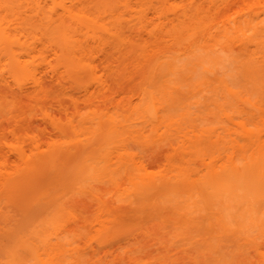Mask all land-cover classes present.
<instances>
[{
  "label": "rangeland",
  "instance_id": "obj_1",
  "mask_svg": "<svg viewBox=\"0 0 264 264\" xmlns=\"http://www.w3.org/2000/svg\"><path fill=\"white\" fill-rule=\"evenodd\" d=\"M222 1L224 0H98L102 7L100 9L102 14L103 10L111 14L103 16L107 27L112 31H117V29L122 31L123 41L117 38L118 40L114 39L115 42L112 41L113 44L121 43V48L124 46H122L123 43L128 44L130 46L127 48L124 46V49L133 47L138 52L136 57L125 56L124 59L119 54L120 60L118 55V61H111L114 62L110 64L111 68L107 63L111 72L106 71L107 68L104 69L103 64L99 63L103 68L100 72V69L98 70L100 73L98 76H103L102 79L106 78L105 83L107 88L109 87V89L105 88L107 93H103L104 96L107 95L105 98L104 96L95 98L91 106L82 100L76 102L74 100L75 105L70 102L74 106L65 97L61 96V100L66 99L64 102L68 106L64 107L68 111L72 112L73 108H76L74 110L78 112H73L78 114L75 116L81 114L85 118V115L90 114L89 112L93 109L98 114L97 116L108 114L116 118L120 121L122 128L113 132L108 130V126L97 127L96 132L94 131L95 133L88 137L91 138L89 142L86 139L85 142L81 140L82 143L84 142L83 145L75 142V145L81 147L80 150L73 145L77 148L70 147L72 150L68 148L66 151L68 144H63L64 149H59L66 151V154L60 150L62 158L56 157V162H51L52 164L42 169L44 173H37L30 179L31 184L25 185L16 194L15 200L1 206V210L11 215L9 220L0 222L1 259L4 258L5 249L9 247L13 237L25 230L27 219L31 216L37 219L41 208L48 203L49 197L54 195V190L61 189V195L66 201L70 193L77 194L78 191L81 193L85 187L87 189L89 183H94L95 179H102L103 181L98 180L94 183L96 185L99 182L97 184L99 188L94 186V191L97 193L87 189L80 194L82 197L79 196V199L81 198L80 200L86 203L91 202L92 205L99 201L98 196L104 197L100 199H110L109 197L112 196L115 199L118 197V200L121 197L126 198L124 196L130 192V186L124 182V173H120L121 178L115 176L120 180H117L118 185L117 183L114 185L116 188L112 187L111 182L112 185H109L108 180H104L105 177L100 178L104 176L100 167L103 165L100 162L101 157L105 153L108 154L111 146V151H113L118 145V148H115L116 151H113L115 157L112 155V161L117 164L121 161V157L118 158V156L125 150L129 156L133 155L134 166H137L130 167L131 173L126 174L127 176L132 175L133 179L139 174L146 173L152 176L168 169L165 173L167 174L170 170L166 166L168 160L172 162L171 157L174 155L175 158V152L183 146L180 151L186 149L189 155L188 153L183 155L177 151V155L179 153L181 155L177 156L176 160L173 159L176 161L174 163H179V158L192 159L195 157L192 162L191 159L189 161L192 166L187 165V167L196 168L195 173L199 171L202 178H206L208 175L202 163H209L208 161L214 160V157L217 164L224 163L227 155L233 152L229 149V143L232 145L234 141L241 147L248 145L245 138L240 135V124L253 131L258 129L259 137L264 140V124H262L264 121V0H236L233 6L229 4L230 7L227 4L229 0H225L227 8H222L225 5L224 3L223 6L221 5ZM206 31L213 36L210 34L211 38H208V35L204 37ZM193 32H197L195 44L187 54L182 55V48L195 37L191 35ZM222 48L227 50H222ZM126 57L130 59L127 60ZM98 62L96 63L97 68L100 66ZM210 67L212 71L203 72L204 68L209 70ZM219 79L223 82L221 83ZM92 85L89 86L92 87ZM224 86H228L235 95L228 94ZM92 88L90 90H93ZM75 93L71 94L75 96ZM76 94L81 95L78 92ZM26 100L22 99L23 102L12 98L4 100L12 108L11 110L3 109L5 111L0 112V172L21 168L22 161L21 157L17 156V151L29 156L31 148L27 144L30 140L40 143L45 149L49 142L62 138L57 131L43 123L39 110L44 104ZM72 115L76 121L77 117L73 113ZM25 117H28V121H33V125L28 123L27 118L24 121ZM261 119H263L262 122ZM71 135L73 134H67L73 139ZM190 138V141L195 139L194 146L198 151L194 149L193 144V147L189 146L190 150L185 147L188 144L186 139ZM210 139H217L220 143L215 144L216 142L213 141L210 143ZM121 145H125L124 151ZM191 149H194L196 154L190 153ZM241 152L243 150H235L233 153L234 160L240 166L243 164ZM249 154H253V151L249 150L246 156ZM254 156L258 157L256 154ZM185 161L188 163V160ZM257 163L254 167L252 165L243 171L244 166H239L242 168L239 175L233 174L235 172L229 175L230 172L222 171V174L217 175L216 178L213 177L214 179L212 177L203 179L199 181L201 185L197 183L200 188L195 186L192 187L193 189L185 190L184 187L177 185L176 190L170 194L164 192L162 195L160 192L161 195L157 196L158 193L154 191L155 193L151 195L153 200L147 197L150 193L152 194V191L147 195L137 193L128 196L127 202L133 210L129 211L125 222L118 229L113 230L114 232L112 231L114 237L113 241H110L111 244L107 245L108 247L99 244L95 238H91L95 235L94 231L97 228L96 223H92V215L89 213L88 216V213H83L85 211L82 209H79V214H75L74 210L77 212L78 210L75 209L77 207L71 208L70 210L74 213L73 222L70 221L71 225L74 224L72 225L76 226L74 230H80L81 232L78 231V233L84 236V240H81L83 236L80 234L81 239L79 238L78 243L77 241L75 243L78 244L77 247L82 255L75 264H108L106 262L110 260L109 264H241V250L244 251L243 254L246 253L245 257L249 264H251L250 259L254 261H252L254 264H261V257H257L258 255L251 248L256 246V250L259 248L264 253V234H261L259 230H248V228L239 230L237 225L239 217L234 218L239 216L236 214L237 209L231 206L228 210L232 212L227 214H233L234 210V217L228 216V218L225 217L226 213H221L222 210L219 207L221 202L227 203L231 199L232 203L243 196L244 198L241 197L243 201L251 203L255 200L256 204L254 201L252 202L254 205L250 204V207H253L252 209H255L254 206L258 207L259 211L264 213V161ZM91 166H95L97 172ZM97 168L100 169L97 170ZM126 181H128L127 178ZM122 182L129 187L124 183L122 185ZM122 189H128L125 191L127 194ZM61 190H58V193ZM196 190L202 197H206L208 202H203L204 199L200 198L202 202L200 201L196 206L197 210L194 209V213L189 215L190 221L182 216L177 217L176 213L173 214L172 210L177 205L176 203L187 201L190 203L191 199L197 198L196 195V198L193 197ZM192 192L193 196L190 199L188 197ZM201 192L204 193L201 194ZM92 193L96 195L95 199L98 201L94 200ZM212 198L213 200L215 198L216 202H221L211 204ZM196 201L199 200L196 199ZM243 201L236 202L241 207ZM230 202H228L229 205ZM159 207H163V210H156ZM164 209L171 210V214L166 210L165 214ZM83 214L86 218L88 216V219L82 217L85 218L82 220L80 216ZM260 216L264 217V214ZM77 219L82 221H80L82 225L76 221ZM252 236L255 237L254 239L257 238V242L253 241L257 244L251 243L253 247L250 244L244 245L247 238L253 239ZM244 238L246 239L243 242ZM23 239L26 237L23 236ZM32 243L34 245V242ZM35 244L41 247V252H43V246L38 242ZM27 248H32L29 242ZM22 250L23 248H19L17 252L24 253Z\"/></svg>",
  "mask_w": 264,
  "mask_h": 264
},
{
  "label": "bare ground",
  "instance_id": "obj_2",
  "mask_svg": "<svg viewBox=\"0 0 264 264\" xmlns=\"http://www.w3.org/2000/svg\"><path fill=\"white\" fill-rule=\"evenodd\" d=\"M235 1L236 0H229L227 4L228 5L232 4L233 6L235 4ZM223 3L224 4L226 3L225 0L222 1L221 3L222 6ZM222 8H227V5L225 4ZM100 9H102V7L100 6L98 0H0V99H2L0 101V110H1L0 112L5 111L3 109L7 110L12 108L11 106H8V103L4 102V100L6 101L7 99H11V98L14 100L17 99V101L19 100V102H21L22 99L23 101L24 99L25 100L27 99L28 101H32V102L35 101L36 103L44 104V106L45 105L46 106L44 107L42 105L41 106L42 108L39 110L41 114V118L44 121L43 123L49 125L52 130L57 131V133L62 136L61 138L62 140L59 138L60 140L58 141L49 142L45 149L42 148L40 143L30 140L27 144L31 148L29 156L25 155L21 151H17L18 152L17 156L19 155L22 161L21 168H17L16 170L13 171L6 170L4 172L2 171L0 172V173H4V174H0V222H5L11 218V215L8 212L1 210V206L6 202L15 200L17 198L16 194L19 193V191H21L25 185L31 184L30 179L37 173L38 174L44 173L42 169L48 167L53 162H56V157L60 156L59 158H62L61 152L59 151L61 149H64L66 144H68L65 148L66 151L70 147L79 148L78 145L80 144L83 145V143L86 140L88 142L91 140V138L88 137H90V135L92 136L93 133L96 132L95 129L97 127L99 128V126L100 127L108 126V130L113 132L114 131L117 132L119 128H122L120 121L112 117L111 115L107 114L108 115L107 116L106 114H103L101 116H97L98 114H96L95 111L92 109L93 111L91 110L89 112L91 115L90 114H88L89 116L85 115L84 118V116L81 114L80 116L79 115L75 116L78 113H74L76 111L74 109L76 108L72 107L76 104L75 102L77 100L85 101L84 103L87 104L89 103L91 106V104L95 102L94 100L98 98H102L104 96L103 94L104 92L107 93L106 90L109 89V87L107 88V85L105 83L106 78L102 79L103 76H98L100 74L98 73V70L100 69L99 70L100 72L101 69L103 68L101 67L102 64H103L102 66H104V69L107 68L106 71L108 70L110 71L111 70L110 64L114 63L111 61L114 60L115 62L118 61L117 60L118 57L120 60V55L122 56L123 59L125 56L136 57V54L138 52L133 47L132 48L130 47L127 50L124 49L125 47L127 48L130 46L128 44L125 45L123 43L122 46L123 45L125 46V47L123 46V48L120 47L121 43L118 45L113 44L112 41L117 38L119 39V41L120 40L121 42L123 41L121 36L122 31L120 29H117V31L116 30L112 31V29L108 28L104 22V20L106 21V19H104L103 16L110 13H105V10H103V14H104L103 15ZM218 9L220 10V6ZM196 34L197 32L191 33V35H195V37L192 38V40L188 42L185 45V47L182 48L181 50L183 51L182 55L187 54V52L192 49V47L194 46L193 44H195L197 38ZM210 34L211 33L209 31H206L204 33V37L208 35L207 37L211 38V36L213 35L211 34L210 36ZM115 41L116 40H114V42ZM122 49H124L123 52H121ZM222 50L226 51L227 49L222 48ZM126 51L128 52L125 53ZM126 59L129 60L130 57L129 58L126 57ZM97 62H98V66L101 64L99 68H97V64H96ZM107 63L110 68H108ZM212 67L208 68L209 70L204 68L203 72L204 71L209 72L210 70L212 71L211 69ZM104 72L105 71H103V73ZM215 75H217V73ZM141 78L143 79V77ZM219 80L221 81V83L223 82V80L221 79ZM91 84H93L92 85L93 88L89 86ZM91 88L93 90H90ZM66 89H69L70 91L69 90L68 91L71 92L72 94L78 92L79 94L81 93V95H77L75 93L74 96L68 91H66ZM224 89L228 94L233 96L235 95L233 91L228 88V86H224ZM61 96L67 98L69 100V103L71 102L74 104L72 105L70 103L72 105L70 106L73 108L74 112L73 111L70 112L68 111V109L64 107L68 105L67 104L65 105L66 99L63 101L61 100L62 98ZM74 100L75 102H73ZM72 113L74 114L75 117H77L76 121L74 120L75 118H73V115L71 116ZM25 119L28 121V117H25L24 121H26ZM262 120L263 119H261V122ZM28 123L32 124L33 121L31 122L29 120ZM262 124H264V121ZM240 125H241L240 135L242 138H245V141L248 145L245 144L242 145L241 147V145L238 144L236 141H234L232 145L231 143H229L230 145L229 149H231L233 152L227 155L226 161L224 163L217 164L216 163L217 160L215 159V157L214 160L210 159L212 161H208L209 163L203 161L204 162L202 163L203 169H205L206 171L205 173L208 175V176L206 174L204 175L205 177L207 176L206 178L212 177V179H214L219 175H221L222 171L223 172L226 171V173L230 172L229 175L232 174L233 172H235L233 174L239 175V173L242 172L244 169L250 168L252 167V165L254 167L256 164H258L257 162L261 160L264 161V140H262L261 137H259L260 131L257 129L258 131L255 130L256 131L255 132L251 129H248L249 127L245 125L244 126L242 124ZM67 134L69 135L73 134L71 135L73 136V139L70 136H67ZM81 140L84 142L82 143ZM190 140L191 138L188 140L186 139L188 144L185 147H188V149L192 146V144L194 146V144L196 143L195 139L194 141L193 140L190 141ZM212 141L214 143L216 142L215 144L220 143V141L217 139L215 140L210 139V143H213ZM75 142L78 145H75ZM63 144H65L64 147ZM73 145L77 147H74ZM234 145L236 147L235 150H240V151L243 150V152H241L243 159L242 166H244L243 169L240 168L242 166L238 165L237 162L234 160L235 159V156L233 154L235 151ZM122 147H124L123 148L124 151L125 145H121V148ZM183 147L177 151L183 155H186L187 153H188L187 155H189V152H187L186 149L182 151L185 154L180 151L183 149ZM111 148L109 147L110 150H108L109 151L107 152L108 154L105 153V155L101 157L102 160L100 159L101 160L100 162H102L103 164L102 166L100 165V167L102 168L101 169L102 174L104 175L100 178L104 179L105 177L104 180L107 179L108 181L107 180L106 181L108 183L111 182L113 184L112 187H114V185L116 183H117L116 185H118V181H120L116 179L115 176H117V178L118 176L119 178H121V174L124 173L123 174L125 176L124 182H127L128 185L130 186L129 187L124 182H122V185L124 183L126 186L129 187L130 190V192L127 194L125 191H128V189L127 190L122 189V191H124V193L127 194L124 196L126 198L128 196L130 197L137 193L140 195L141 194L147 195L150 193V191H152V194L150 193L147 197H151V195H153V193L155 192L156 194L158 193L157 196H160L161 193L163 195L164 192L170 194L172 191L176 190L177 185L184 187L185 190L187 188L189 189H191L192 187L194 188L195 186L196 187L198 186V188H200L199 185H197V183L201 185L199 181H203V179L206 180V178L204 177L202 178L199 171L198 173L197 172L195 173V171H197L196 168L194 169L193 167H191L192 169L191 171V169H189L190 167H187V165L190 166L192 164L191 163L192 159L194 160L195 157L192 159L179 158L178 161L180 164L174 163V161L176 160L175 158L181 155L180 153L177 155L178 153L177 151L175 152L176 157L174 158L173 157L174 155L172 156L173 158L171 157L173 163L169 159L168 160L169 166L168 165L166 166L173 172L177 171L176 173L178 175L176 173H171L172 171L170 170L167 174H165L166 171H168V169H166L165 171H163L164 174L162 172L157 175L155 174L151 176V174L142 173L143 175L139 174L136 178L133 179L132 175L130 176L126 175L127 173L130 172L132 166L133 167L137 166V165L134 166L135 162L133 163L134 161L132 158L133 155L131 156L130 154L129 156L128 153L126 154V150H125L123 154L126 155L121 154L120 156H118V158L121 157L120 163L121 165H123L121 166L120 163L117 164V162L112 161V155L113 157H115L113 151H116L115 148H118V145L114 148L113 151H111L112 150ZM80 149L81 147L79 148V150ZM194 149L197 150V147L194 146ZM194 149L193 150L191 149L192 152L190 151V153L194 154L195 153ZM71 150L68 151L71 152ZM249 150L253 151V154L251 155L249 154V156H246V153ZM61 151H63V153L66 152L64 150ZM110 151L113 154L110 153ZM254 154H256L258 157H255ZM190 159L191 162H189ZM185 160H188V163ZM122 162L125 164H123ZM91 167H94L93 169L95 170V172H97L96 167L99 166L96 165V167L95 166H91ZM122 167L125 168L123 169ZM99 169L100 168H97V170ZM135 169L137 170V168ZM132 173L134 174L135 172L132 171ZM126 178L128 181H126ZM98 180L99 182H101L102 179H95L94 183H96V181ZM94 183L88 184L89 186L92 184L90 186L91 188L87 186V189L90 192L93 191V193L96 192L94 191L95 188H99L97 187L98 183L96 185ZM111 183L109 185H112ZM89 188L92 190H90ZM87 189L85 187L84 191ZM58 190L61 189L54 190L55 191L53 193L54 195L49 197L48 203L41 208L40 214L38 215L37 219L35 216H31L27 219V223L25 224L26 226L25 230L21 232L22 235L19 234L18 232V234L13 237L9 247L5 249L4 258L3 259L0 258V264H75V262L79 261L80 256H82L81 251L77 247L78 244L77 245L75 244L82 234L80 233L81 232L80 230L77 229H75L77 231L74 230V228L76 227V226L73 227L74 224H72L73 226L71 225L70 221L73 222V218H74V213L70 210L71 208L77 207L75 209L78 210L77 211L78 213L76 212V210H74L75 214H79V209L80 210L82 209L85 212L83 211L81 212L85 214L88 213L87 214L88 216L90 213V215L93 216V217L91 216L92 218L91 220L93 224L96 223L97 228L94 231L95 235H93V237L91 236V238L92 239L95 238V240L99 244H104V246L111 244L110 241L114 237L113 230L118 229V227L123 222H125L126 218L128 217L129 211L133 210V207L130 205V203L127 202V199L126 198L124 199L123 197H121V199L119 198L118 200V197L116 199L115 197L113 198V196L109 197L110 199L108 198L100 199V197L101 198L104 197L98 196L99 197L98 199L99 201H98L97 199H95L96 195L92 193L94 195V196L92 195L94 197V200H97L98 202L94 204L93 203L94 201H92L94 205L93 204L91 205V202L86 203V201L83 202V200H80L81 198L79 199V196L82 197V195L80 194L84 193L83 190H80L83 191L81 193L78 191L79 194L78 193L76 194L74 192L70 193L71 195H69V198L66 197L67 198L66 201L64 196L61 195L62 190L61 192L59 191V193ZM201 190L203 191V188ZM197 191L198 190L195 191L196 193L194 192L195 193L194 196H193V192L189 194L188 198L191 199L192 196L195 197L196 195L197 198L196 197L195 198L199 201H196V199L193 200L191 199L190 203L187 201L188 204L187 202L176 203L177 205L173 207L174 210H172V213L173 214L176 213L175 215H177V217L182 216L184 219L187 218V221H190L189 215H191L192 212L194 213L195 211L194 209L197 210L196 206H198V203L200 201L202 202L203 199H204L203 202L207 201V198L202 197V195L199 194V191L198 192ZM202 193L204 192H201V194ZM203 195L205 196V194ZM154 196L157 197L156 195ZM241 197L243 196H240V198ZM215 198L217 199V197ZM215 198L214 200L213 198L212 200H210L211 204H215V203L219 204V202H221V201L216 202ZM240 198L237 199L239 200ZM224 200L227 201L226 199ZM238 200H235V202L231 203L230 202L231 199H229L228 202H230V205L228 202L227 203L221 202L220 203L221 206H219L222 210L221 213H226L225 217L228 216L232 217L234 215V210H233V214L232 213L227 214L232 212L231 210L228 209H230L231 206H232L231 208L235 207L237 209L236 212L238 211L237 213L236 212L235 213L237 215L239 214V216H235V217L233 216V217L235 219L239 217L237 221L239 230L248 228V230H259L261 234H264V229H262L264 225V217L260 216V214H264V213H261L258 207L256 208L254 206L255 209H252L253 207H250V204L254 205V203L256 204V201L253 200L252 202L255 201L254 203L252 202L249 203L250 201L249 202L245 200L243 201V199L241 198L239 202L243 201V204L240 207V204H238L239 203ZM83 203L85 204L83 205ZM87 204L89 205V207ZM126 204L130 205V207ZM246 204L249 205L248 206L249 208L247 207ZM85 205L87 207H85ZM243 205L246 206V208ZM172 206L173 205H171V207ZM237 206H239L241 209H239V207L237 208ZM162 208L163 207H159L156 210H160V209L163 210ZM223 209L227 212H225ZM135 210L136 212L138 211L137 208ZM165 210L166 209H164L165 214L167 212L170 213L171 211V210L170 211L166 210L167 211L166 212ZM80 214L82 215V213ZM85 216L83 214V216H80V218L82 220H85L86 218ZM88 216L86 219H88ZM82 217L85 218L83 219ZM171 217L173 219V216ZM177 217L175 216V218ZM76 221L80 222L81 220L78 221L77 219ZM68 223H70V225H68ZM80 223L78 224L80 225ZM78 231L80 232L78 233ZM74 232H77L75 233L77 235H75ZM23 236H25L26 239H23ZM246 238H244L243 242L245 241ZM254 238L255 237H253V239L247 238L248 240H246L245 241L246 243L244 242L243 244L244 245L250 244L253 247L254 245L257 244L256 243L257 238L256 239ZM81 240H84V236L82 237ZM254 240L256 241L255 242L256 244L253 242ZM28 242H29V246L31 245L32 248H27ZM32 242H34V245ZM35 242L36 243L38 242V244H41L43 246L42 248L43 252H41V247L36 245ZM251 243L254 245H252ZM19 248L20 249L23 248L22 251H24V253L17 252ZM251 249H253L254 252H256L255 254L258 255L257 257L259 256L261 257L260 258L262 261L261 264H264V253H262L259 250V248H258L259 251L256 250L257 249L256 246H254V248ZM241 252L242 253H240L239 250V253L241 255L240 254L238 255H240V257L242 258V260L240 261L244 263V261L247 259V257H245L246 253L243 254L244 251L242 250ZM260 259L258 260L259 263H260ZM250 261L251 264H254L252 263L253 260L250 259ZM109 262L111 263V260L106 263L109 264ZM246 263H248L247 260L245 261L244 264Z\"/></svg>",
  "mask_w": 264,
  "mask_h": 264
}]
</instances>
